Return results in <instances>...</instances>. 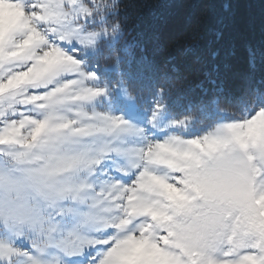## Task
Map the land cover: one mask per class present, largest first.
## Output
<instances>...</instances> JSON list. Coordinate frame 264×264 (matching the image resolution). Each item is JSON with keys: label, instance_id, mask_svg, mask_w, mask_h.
Wrapping results in <instances>:
<instances>
[{"label": "snow or ice", "instance_id": "6c2138e0", "mask_svg": "<svg viewBox=\"0 0 264 264\" xmlns=\"http://www.w3.org/2000/svg\"><path fill=\"white\" fill-rule=\"evenodd\" d=\"M124 10L0 0V264H264V20L176 97Z\"/></svg>", "mask_w": 264, "mask_h": 264}, {"label": "trees", "instance_id": "16d2710c", "mask_svg": "<svg viewBox=\"0 0 264 264\" xmlns=\"http://www.w3.org/2000/svg\"><path fill=\"white\" fill-rule=\"evenodd\" d=\"M124 0L123 19L137 61L152 66L176 97L199 95L212 53V29L229 24L228 46L236 70H243L249 46L261 43L264 4L260 0Z\"/></svg>", "mask_w": 264, "mask_h": 264}]
</instances>
